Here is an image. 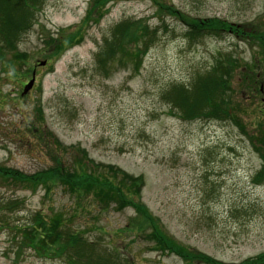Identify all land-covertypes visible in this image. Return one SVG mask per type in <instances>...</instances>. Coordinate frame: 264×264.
Returning <instances> with one entry per match:
<instances>
[{"label": "rangeland", "instance_id": "1", "mask_svg": "<svg viewBox=\"0 0 264 264\" xmlns=\"http://www.w3.org/2000/svg\"><path fill=\"white\" fill-rule=\"evenodd\" d=\"M160 3L171 14H160ZM208 19L219 20L220 28L241 25V38L204 30L190 40L188 25ZM137 23L154 31L147 52L137 58L126 32V52L101 70L96 54L105 39ZM17 54L23 63L0 67V167L29 176L60 161L77 170L89 165L85 154L141 177L140 196L130 195L175 244L219 264L264 254V94L249 90V72L264 61V0H106L94 10L92 0H43ZM234 61L246 72L233 73ZM33 69L36 82L21 97ZM207 77L223 84L215 99L222 114L184 119L166 94L176 88L193 94L195 82ZM33 122L42 125L40 141L24 129ZM11 200L23 206L0 211L10 227L40 212L69 220L96 255L114 264H187L154 249L152 228L136 230L143 217L132 207L103 212L92 198L76 203L63 189L48 193L0 178V204ZM0 228V264H14V233ZM19 264L65 262L28 250Z\"/></svg>", "mask_w": 264, "mask_h": 264}, {"label": "trees", "instance_id": "2", "mask_svg": "<svg viewBox=\"0 0 264 264\" xmlns=\"http://www.w3.org/2000/svg\"><path fill=\"white\" fill-rule=\"evenodd\" d=\"M105 1L92 0L93 10L99 5L104 6ZM42 5L43 0H0V67L5 63L4 71L5 68L13 70L14 63L25 61L22 55L17 54V49L22 38L31 29L36 13ZM169 6L166 3H160L159 8L163 11L160 14H171ZM219 24L220 21L217 19H208L205 20L203 26H199V24L188 25V38L194 40L204 30L222 34L232 29V27L220 28ZM130 30L134 33L132 34ZM126 32H128L129 39L135 42L134 50L137 52V58L145 54L149 45L153 43L154 31L150 32L138 23L128 27L126 24L122 28L117 27L113 30V38L105 39L104 45L96 54V63L101 70L104 71L107 66L113 63L118 54L123 55L126 52L125 44H122ZM61 43L58 41V53L63 51ZM8 54L13 55V57L6 61L5 56ZM194 86L193 94H189L188 92L191 91L183 88L174 89L166 94L167 101L173 103L186 120L220 117L222 114L220 113L221 105H217L215 99L222 94L223 84L207 77L197 80ZM41 126L40 123L33 122L24 125V129L31 134L36 133L34 137L40 141L42 140L40 136ZM36 127H39L38 131ZM84 159L86 160L85 163L89 165L86 166L83 162L77 170L64 167L58 161L55 163V167L29 176L0 167V178L16 184L29 183L34 185V188L40 185L48 193L54 188L63 189L65 192L68 191L76 203L92 198L89 202L95 203L98 209L103 212L109 211L112 207H118L120 210L124 207H132L137 214L143 217V219L139 218L140 223L136 230L143 234L148 228H152L153 231L149 236L150 240L155 243V250L171 252L187 264H219L207 255L175 244L162 232L157 222L147 214L146 208L130 195L131 193L136 197L140 196L141 177H126V174L121 173L114 166L96 164L85 154ZM122 175L129 179V185L132 188L129 193H125L122 189V182H118ZM124 177H122L123 181ZM22 206L23 203L20 201H6L0 204V211L14 212ZM64 222L59 216L50 218V216H42L40 212H36L29 221L13 228L9 226L7 220L0 218V225L12 231L14 240L17 242L14 264H19L28 250L32 251L38 259L62 260L65 264H114L106 254L96 255L95 249L83 240V235L76 229L69 227L71 223L69 220ZM240 264H264V254L245 260Z\"/></svg>", "mask_w": 264, "mask_h": 264}, {"label": "flooded vegetation", "instance_id": "3", "mask_svg": "<svg viewBox=\"0 0 264 264\" xmlns=\"http://www.w3.org/2000/svg\"><path fill=\"white\" fill-rule=\"evenodd\" d=\"M236 36L240 37L239 34H237ZM255 64L256 65L254 66V71H250L249 74L253 75L252 81L254 84V90H258L259 94H264V61H257ZM237 68H243L242 73H245L247 69V67H240L239 65ZM237 72L238 70L236 71V73ZM256 85H258L257 89Z\"/></svg>", "mask_w": 264, "mask_h": 264}, {"label": "water", "instance_id": "4", "mask_svg": "<svg viewBox=\"0 0 264 264\" xmlns=\"http://www.w3.org/2000/svg\"><path fill=\"white\" fill-rule=\"evenodd\" d=\"M41 65H45V63H41ZM34 84V75H33V79L29 82V84L25 87L24 89V94H26L33 86Z\"/></svg>", "mask_w": 264, "mask_h": 264}]
</instances>
